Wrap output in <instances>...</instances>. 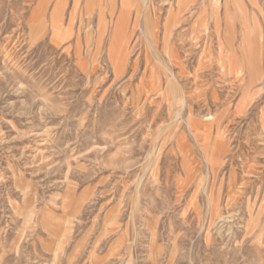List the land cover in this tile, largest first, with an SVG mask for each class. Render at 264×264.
Wrapping results in <instances>:
<instances>
[{
  "label": "rangeland",
  "instance_id": "obj_1",
  "mask_svg": "<svg viewBox=\"0 0 264 264\" xmlns=\"http://www.w3.org/2000/svg\"><path fill=\"white\" fill-rule=\"evenodd\" d=\"M78 1L0 0V264H264V0L224 79L213 0Z\"/></svg>",
  "mask_w": 264,
  "mask_h": 264
},
{
  "label": "bare ground",
  "instance_id": "obj_2",
  "mask_svg": "<svg viewBox=\"0 0 264 264\" xmlns=\"http://www.w3.org/2000/svg\"><path fill=\"white\" fill-rule=\"evenodd\" d=\"M91 0H83V2H85V5L89 8V3H90ZM148 0H143V5L141 6L139 2L138 4V1L137 2H134V1H129V0H123V3H122V7L124 8H130L132 9L134 6L137 5V11H138V14H137V18H136V27H141L142 28V33L146 34L147 33V30L146 27H144L143 29V23L141 21V19L147 17V15L145 14L146 13V10L148 9V3H147ZM79 5L82 3V0H79ZM92 2V1H91ZM182 2V1H181ZM143 6H144V11H142L143 9ZM142 7V8H141ZM212 8H213V11L215 12V15L213 16L214 19H216V31H215V35L217 37V41L219 42V46L221 48V52L219 53L218 57H216L215 59L213 58L214 54L213 55H210V57H212L213 59L211 60V63H210V67L212 69H214L215 67H218V70H219V73H221V76H222V79L226 78L228 75H233V74H240L238 72V69H237V63H235V60L234 59H231L230 62H229V66L227 67V70H226V73H224L222 70L225 69V65H226V61L224 60V58L222 57L223 53H222V50H223V47L226 43H228V45H230L232 48L234 47V41H232L234 39V28H233V25L230 24L228 25V28H227V37L224 39V41H227V42H223L222 41V32H221V25H220V11H221V5L219 3L218 0H213V5H212ZM225 9L228 8V3L225 4L224 6ZM131 12L129 11V13L127 15H129ZM146 21V20H145ZM124 22V21H123ZM127 24V23H126ZM158 24V23H157ZM172 24V23H171ZM158 26V25H157ZM155 26V27H157ZM172 27V25H171ZM124 31L127 30L126 26L124 25V27H122ZM140 28V29H141ZM148 28V27H147ZM171 30V28H170ZM157 31V30H156ZM171 32V31H170ZM169 33V32H168ZM158 34V33H156ZM169 36V35H168ZM157 40V39H156ZM155 41V40H154ZM165 44V42H162ZM170 43V42H169ZM172 43V42H171ZM169 48V47H168ZM174 49V48H173ZM214 52V51H213ZM260 64V62H259ZM256 67H254L255 70H257L258 66L257 63L255 64ZM166 78H168V74L166 75ZM169 79V78H168ZM173 80V79H172ZM170 79L168 80V84H170ZM216 98V97H215ZM214 98V99H215ZM219 118H220V115H215V118L213 119V123L212 125L214 127L217 128V133H216V138H215V141H216V146H215V153H216V158L215 159H218L219 161L222 159V157L224 156L225 154V146L227 145V143L229 142V140L227 138H225L223 132H222V127L220 125V121H219ZM227 131V130H226Z\"/></svg>",
  "mask_w": 264,
  "mask_h": 264
}]
</instances>
